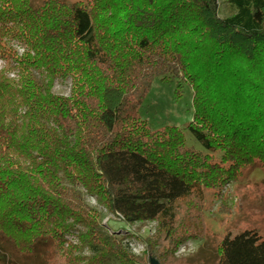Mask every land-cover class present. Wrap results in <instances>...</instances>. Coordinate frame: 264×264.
<instances>
[{"label": "trees", "instance_id": "obj_1", "mask_svg": "<svg viewBox=\"0 0 264 264\" xmlns=\"http://www.w3.org/2000/svg\"><path fill=\"white\" fill-rule=\"evenodd\" d=\"M0 56L1 248L32 259L48 244L49 264H164L204 236L203 215L184 206L264 169V0H0ZM156 76L191 85L187 128L211 154L141 120ZM83 191L127 225L155 223L153 258L111 234ZM216 250V264H264L255 230Z\"/></svg>", "mask_w": 264, "mask_h": 264}, {"label": "rangeland", "instance_id": "obj_2", "mask_svg": "<svg viewBox=\"0 0 264 264\" xmlns=\"http://www.w3.org/2000/svg\"><path fill=\"white\" fill-rule=\"evenodd\" d=\"M64 1L86 2V0ZM3 65L4 60L0 56V69ZM70 88L69 82L58 81L55 83L54 92L69 95ZM193 97V88L183 79L164 80L161 76H156L140 96L138 114L152 131L175 126L183 132L188 148L202 154H211L187 128L193 121L195 112ZM213 155L217 159L220 158L219 153ZM83 193L86 203L101 213V224L107 226L111 234L126 237L124 243L135 255L144 256L145 259L153 258L152 253L148 251L147 240L154 235L155 223L127 225L119 216L107 213L93 196L87 195L84 191ZM202 203L199 210L184 206L182 214L188 209L202 214L205 223L204 236L200 240L191 239L181 244L174 255L175 260L167 259L164 264H216L217 244L228 232L255 230L264 239L263 168L243 169L237 180L225 184L219 193L214 189L205 188ZM220 208L227 212H220ZM85 231V227L78 226L75 231L64 236V248L70 244H79V236ZM4 254L6 256L2 258ZM85 254L88 255L89 252L85 250ZM25 257L13 246L0 247V264H49L53 260L52 248L47 244L40 247L38 255L32 259Z\"/></svg>", "mask_w": 264, "mask_h": 264}, {"label": "built area", "instance_id": "obj_3", "mask_svg": "<svg viewBox=\"0 0 264 264\" xmlns=\"http://www.w3.org/2000/svg\"><path fill=\"white\" fill-rule=\"evenodd\" d=\"M121 218V216H119Z\"/></svg>", "mask_w": 264, "mask_h": 264}]
</instances>
